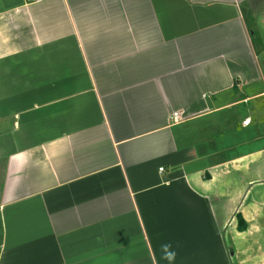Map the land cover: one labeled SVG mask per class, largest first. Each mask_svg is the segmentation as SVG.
Instances as JSON below:
<instances>
[{"label":"crops","instance_id":"crops-1","mask_svg":"<svg viewBox=\"0 0 264 264\" xmlns=\"http://www.w3.org/2000/svg\"><path fill=\"white\" fill-rule=\"evenodd\" d=\"M262 5L0 0V264H264Z\"/></svg>","mask_w":264,"mask_h":264},{"label":"clouds","instance_id":"clouds-1","mask_svg":"<svg viewBox=\"0 0 264 264\" xmlns=\"http://www.w3.org/2000/svg\"><path fill=\"white\" fill-rule=\"evenodd\" d=\"M169 248H170V245H162V249L165 252V258L168 260H172L174 257V254L168 251Z\"/></svg>","mask_w":264,"mask_h":264},{"label":"rangeland","instance_id":"rangeland-1","mask_svg":"<svg viewBox=\"0 0 264 264\" xmlns=\"http://www.w3.org/2000/svg\"><path fill=\"white\" fill-rule=\"evenodd\" d=\"M260 9H263V10H261L260 13H259V11H257V12L259 13V14H258V15H259V16H258L259 18H258V19L263 18L262 20H264V16H263V14H262L263 11H264V6L262 5ZM260 9H259V10H260ZM258 40H259V39L257 38V39H256V43H258Z\"/></svg>","mask_w":264,"mask_h":264},{"label":"built area","instance_id":"built-area-1","mask_svg":"<svg viewBox=\"0 0 264 264\" xmlns=\"http://www.w3.org/2000/svg\"><path fill=\"white\" fill-rule=\"evenodd\" d=\"M178 117V114H174V119L176 120Z\"/></svg>","mask_w":264,"mask_h":264},{"label":"trees","instance_id":"trees-1","mask_svg":"<svg viewBox=\"0 0 264 264\" xmlns=\"http://www.w3.org/2000/svg\"><path fill=\"white\" fill-rule=\"evenodd\" d=\"M250 21V20H249ZM250 29H251V25H250Z\"/></svg>","mask_w":264,"mask_h":264}]
</instances>
